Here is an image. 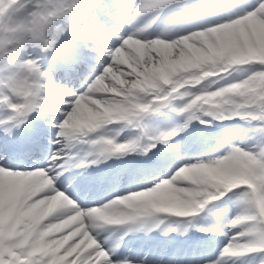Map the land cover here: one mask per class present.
Instances as JSON below:
<instances>
[{
  "label": "snow or ice",
  "instance_id": "6c2138e0",
  "mask_svg": "<svg viewBox=\"0 0 264 264\" xmlns=\"http://www.w3.org/2000/svg\"><path fill=\"white\" fill-rule=\"evenodd\" d=\"M0 264H264V0H0Z\"/></svg>",
  "mask_w": 264,
  "mask_h": 264
}]
</instances>
